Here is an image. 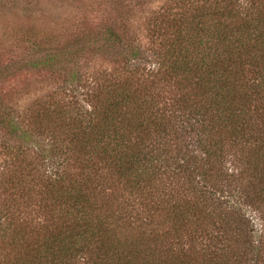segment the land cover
Returning <instances> with one entry per match:
<instances>
[{"label":"trees","instance_id":"1","mask_svg":"<svg viewBox=\"0 0 264 264\" xmlns=\"http://www.w3.org/2000/svg\"><path fill=\"white\" fill-rule=\"evenodd\" d=\"M158 31L163 49L142 76L133 68L113 89L100 90L90 108L45 110L51 136L40 133L37 117L27 130L2 115L38 150L27 173L11 174L7 190L24 203L40 197L49 215V223L28 229L4 204V264H244L261 253L264 0H189ZM106 34L117 46L129 43L124 30ZM50 59L41 63L51 67ZM56 126L67 136L53 135ZM195 127L197 155L177 146ZM230 152L234 169L226 167ZM99 171L109 173L107 195L92 186ZM173 181L178 187L168 199ZM136 205L164 217L169 229L137 224Z\"/></svg>","mask_w":264,"mask_h":264},{"label":"rangeland","instance_id":"2","mask_svg":"<svg viewBox=\"0 0 264 264\" xmlns=\"http://www.w3.org/2000/svg\"><path fill=\"white\" fill-rule=\"evenodd\" d=\"M188 3L189 0H0V209L7 208L6 203L10 211L19 215L18 219L27 221L28 229L36 230L43 222L49 223L40 197L34 203H24L18 194L17 198L11 195L16 192L7 190L11 174L27 173L29 168L24 166L35 162L38 150L34 142L19 139V131L11 132L2 115L9 113L27 130H31L37 117L42 123L40 133L51 136V131L43 129L50 125L43 117L47 115L45 110L59 109L62 105L71 110L76 104L90 108L100 90H111L128 79L133 68H139L140 72L135 74L142 76L141 69L156 64L163 49L158 28ZM108 28L124 30L129 43L117 46L106 40ZM134 53L137 58H133ZM50 58L55 59L51 67L46 66ZM37 62L40 67L33 65ZM138 78L134 86L141 82V77ZM56 129L53 135L59 139L67 136L64 128L56 126ZM196 130L197 127L188 128L189 133L181 143L177 141L178 148L193 150L197 155ZM43 136L47 143L50 137ZM232 156L230 152L225 159L226 167L231 169ZM63 157L57 155L56 161L62 162ZM101 171L92 186L97 188L96 193L107 195L110 191L105 189L104 177L109 173ZM219 182L220 188L227 187V182ZM177 187L173 181L166 189V198L173 197ZM220 188L218 195L223 193ZM136 206L137 224L169 229L164 217L152 218L147 209ZM133 208L129 206L128 210L131 212ZM1 257L0 253V264H4ZM80 262L90 264L87 259ZM244 264H264V236L261 253L247 255Z\"/></svg>","mask_w":264,"mask_h":264}]
</instances>
